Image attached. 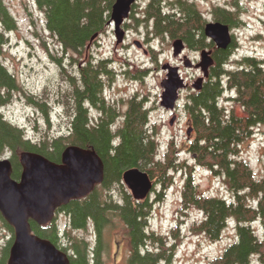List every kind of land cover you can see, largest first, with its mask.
Returning <instances> with one entry per match:
<instances>
[{
    "label": "trees",
    "instance_id": "trees-1",
    "mask_svg": "<svg viewBox=\"0 0 264 264\" xmlns=\"http://www.w3.org/2000/svg\"><path fill=\"white\" fill-rule=\"evenodd\" d=\"M35 2L44 13L46 29L56 38L62 51L82 56L95 40L93 36L107 30L114 0ZM166 5L172 6L170 10L164 8ZM181 8V0H149L143 14L145 20L152 23L154 36L168 35L173 40L181 38L189 48L196 50L210 48L212 43L203 38L197 14L189 8L187 15L182 17ZM0 16L1 52L7 42L5 34L15 28V22L2 0ZM132 17L135 20L134 14ZM235 46L231 43L228 48L211 54L214 64L210 67L209 77L201 90L185 101L195 130V137L189 145L194 156L192 164L177 163L176 157L172 156L171 145H168L164 157H160L158 140L149 125V109L145 107V99L137 93L127 99L122 111L119 108L115 111L102 93L103 74L110 76L112 72L109 60L102 58L82 63L74 76L67 74L70 88L62 95V107L68 118L67 132L38 140L29 137L1 113L2 106L9 100L10 90L17 89V85L0 60V157L9 155L12 178L19 179V155L23 151L39 153L58 163L65 147L75 145L95 151L104 165L101 183L87 195L71 199L56 209V212L67 216L65 229H60L54 216L43 225L30 220L32 232L65 252L70 264H103L104 231L115 229L117 221L124 230L129 247L125 264H161L164 260L170 264L171 257H165L159 249L171 247L172 255L174 246L168 245V238L155 234L149 228L152 208L149 197L135 200L121 178L126 169L137 167L147 172L153 186L157 184L164 192L172 183L171 172L180 171L184 172L181 206L183 210L194 208L202 215L194 221L192 228L196 233L214 242L221 238L229 220L235 221L236 240L206 264H264V174L257 179L249 163L240 156V144L254 128L264 125V57L243 56L226 68ZM71 58L74 59L72 54ZM140 72L144 74L146 71ZM227 90L234 94L227 99L234 101L235 105L221 103V96ZM27 100L43 109V101L30 95H27ZM236 105L240 107L241 114L235 112ZM93 109L98 115L91 114ZM198 166L213 175L222 176L232 198L227 200L200 192L194 171ZM113 186L120 193L121 202L112 197ZM157 187L152 190L155 192ZM0 218L12 231V227ZM256 220L261 223L262 234H258L252 225ZM88 224L93 225L97 237L93 246L84 237L72 235L74 231L86 229ZM176 233L177 227L172 228L173 237ZM12 240L13 237L4 246L0 264H6Z\"/></svg>",
    "mask_w": 264,
    "mask_h": 264
},
{
    "label": "rangeland",
    "instance_id": "rangeland-1",
    "mask_svg": "<svg viewBox=\"0 0 264 264\" xmlns=\"http://www.w3.org/2000/svg\"><path fill=\"white\" fill-rule=\"evenodd\" d=\"M2 1L15 22V28L5 34L7 42L0 52V60L13 75L17 85V89L10 90L9 100L3 106V116L8 121L22 128L29 137L36 140L66 133L68 118L62 107V95L68 87L70 88L67 74L76 75L78 66L86 59L93 62L99 58L108 59L114 76L111 82L105 83V99L112 105L116 104L122 111L127 99L137 93L145 99V107L149 109V125L158 140L160 157H164L168 145H171L172 156L176 157L177 163H193L194 156L189 151V145L195 137V130L191 127L190 135L187 136L190 123L185 108L186 93H182L174 114L159 104L162 91L160 82L165 77V71L161 69L163 64L178 65L180 75L186 77L189 84L202 75L201 71L185 68L182 62L176 61L179 59L172 54L173 39L168 35L154 36L151 22L148 25L138 24L133 18L126 22V27H123L125 30L123 42L116 43L113 25L109 24L106 26L107 30L95 38L82 56L71 52L66 54L56 38L46 29L44 13L35 0ZM146 3V0L139 2L137 9H143ZM246 3L248 8L242 15L246 24L237 30V45L230 55L226 68H230L234 64L233 61L243 56L264 57V0ZM200 6L202 9L205 7L201 3ZM164 8L170 10L168 6ZM136 41L141 47L135 45ZM71 54L74 59L71 58ZM183 54L193 63L199 61V50L185 47ZM140 70L146 72L143 74ZM140 76L142 78H139ZM27 95L43 101V109L29 103ZM227 97H234V94L227 90L221 96V103L226 106L235 105L234 101L228 100ZM90 112L94 116L97 115L95 109ZM235 112L241 114L238 105ZM173 116L175 118L170 123ZM240 156L249 163L255 177L261 178L264 174V125L254 128L250 136L240 144ZM194 171L198 190L204 195L227 200L232 198V193L222 176L213 175L202 166L194 168ZM171 173L172 183L166 191L162 192V189L154 184L157 189L148 195L149 202L152 203L149 228L155 234L168 238V245L174 246L172 255L169 250L171 247L159 249L165 257H171L170 264H206L236 240L235 221L229 220L221 238L214 242L196 233L192 227L194 221L200 219L202 215L194 208L183 210L181 187L184 172ZM111 192L112 197L121 202L120 193L114 186ZM55 217L60 229H65L68 220L66 214L56 212ZM116 223L115 229L104 231L106 247L101 250L103 264H125L129 254L127 237L121 224L117 221ZM252 225L258 234H262L259 220ZM174 227H177L176 237L171 234ZM72 235L84 237L92 246L97 239L91 224L84 230L74 231ZM12 237L13 230L6 228L0 218V257L4 246ZM60 245L64 246L61 242ZM161 264L169 263L164 260Z\"/></svg>",
    "mask_w": 264,
    "mask_h": 264
},
{
    "label": "water",
    "instance_id": "water-1",
    "mask_svg": "<svg viewBox=\"0 0 264 264\" xmlns=\"http://www.w3.org/2000/svg\"><path fill=\"white\" fill-rule=\"evenodd\" d=\"M137 0H114L107 24H113L116 43L124 40L122 23L128 18L132 4ZM218 48H226L231 41L229 28L221 23H208L204 27ZM97 34L93 36L95 38ZM141 47L139 42H135ZM185 48L181 38L172 41V54L179 57ZM186 68H199L202 75L191 86L200 90L214 64L211 52L200 51V59L193 63L187 56L182 58ZM165 77L161 80L160 106L174 111L179 92L188 84L180 75L179 67L165 63L161 66ZM175 116L170 120L173 122ZM191 129H187V136ZM21 173L19 179L12 178V167L8 157L0 158V215L12 227L13 241L9 248L6 264H70L65 252L51 241L32 232L30 220L39 225L49 222L55 210L71 199L87 195L96 184L101 183L104 165L101 158L91 149L75 145L66 146L61 161L53 162L36 152L23 151L19 155ZM122 183L132 197L139 201L150 195L153 181L147 172L137 167L126 169Z\"/></svg>",
    "mask_w": 264,
    "mask_h": 264
},
{
    "label": "flooded vegetation",
    "instance_id": "flooded-vegetation-1",
    "mask_svg": "<svg viewBox=\"0 0 264 264\" xmlns=\"http://www.w3.org/2000/svg\"><path fill=\"white\" fill-rule=\"evenodd\" d=\"M142 1L143 0H137L136 3L132 5L128 18L122 24L123 27H126V25H127L126 22L133 18L132 17L133 14H137V15H135V20H134V21H136V23H138V24L142 23L144 25H148L150 20H145L146 16L143 13H144L145 9L147 8L149 0H146L147 1L146 6H144L143 9H141V10L137 9L139 2H142ZM168 1H173V0H168ZM247 1L251 2L254 0H181V5H182L181 16L185 17L187 15V9L191 8V10H193L197 14V21H198L199 26L202 27L203 34H204V27L208 23H221V24L226 25L229 28V32H230V36H231L230 44L235 43V45H237V39H236L237 30H238V28H240L241 26H244L246 24V21L242 18V15H243V13H245L244 11H246V9L248 8L246 5ZM255 2H256V0H255ZM200 3L205 5V7L203 9L201 8ZM166 6L172 7L169 5H166ZM176 10H178V9H176ZM258 20H260V19H258ZM1 22H2V18L0 16V23ZM203 38L208 43H212V46L210 48H203V49L209 50L211 52V54L213 52H216L218 49H226L230 46V44H229L226 48H218L215 45V43L205 34H204ZM195 39H197V37H195ZM185 47H188V46L185 44ZM235 47L233 48V50L235 49ZM189 49H192V48H189ZM193 50H196V49H193ZM201 50L202 49L199 50V54H200ZM233 50H232V52H233ZM184 56H186V55L183 53L180 54L179 57H176L179 60H176V61L182 62V64H183L182 58ZM86 60H84L83 64H87L90 61L89 59H86ZM188 69H191V68H188ZM195 69L200 71V69H198V68H195ZM124 73H126V72H124ZM113 76H114L113 70L110 73V76L103 74V77H102L103 89H104L105 83L107 81H110V82L112 81ZM105 78H107V79H105ZM184 79L186 82V77ZM205 81H206V79H204L203 83ZM110 82L108 84H110ZM186 83L188 84V86L179 92V99L181 98V95L184 92L186 93V96L188 97V96H191L193 93H196L199 91V90H195L191 86L192 83L191 84H189L188 82H186ZM103 89H102V93H103ZM176 106H177V104H176ZM113 108L115 109L116 112L119 111L118 106L116 104L113 105ZM175 111H176V108L171 113L174 114ZM188 117H189V123H190L189 128L191 129V127L193 128V123H192V119L190 117V114H188Z\"/></svg>",
    "mask_w": 264,
    "mask_h": 264
},
{
    "label": "bare ground",
    "instance_id": "bare-ground-1",
    "mask_svg": "<svg viewBox=\"0 0 264 264\" xmlns=\"http://www.w3.org/2000/svg\"><path fill=\"white\" fill-rule=\"evenodd\" d=\"M235 53V52H234ZM74 74V73H73ZM58 92V91H57ZM96 115V114H95ZM8 154V153H7Z\"/></svg>",
    "mask_w": 264,
    "mask_h": 264
}]
</instances>
